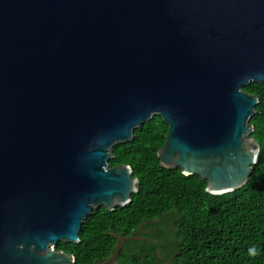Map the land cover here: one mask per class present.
Returning a JSON list of instances; mask_svg holds the SVG:
<instances>
[{
  "label": "water",
  "instance_id": "1",
  "mask_svg": "<svg viewBox=\"0 0 264 264\" xmlns=\"http://www.w3.org/2000/svg\"><path fill=\"white\" fill-rule=\"evenodd\" d=\"M253 81L264 0H0V264H76L57 244L131 202L138 178L109 161L155 115L163 166L212 194L242 187L260 151Z\"/></svg>",
  "mask_w": 264,
  "mask_h": 264
},
{
  "label": "trees",
  "instance_id": "2",
  "mask_svg": "<svg viewBox=\"0 0 264 264\" xmlns=\"http://www.w3.org/2000/svg\"><path fill=\"white\" fill-rule=\"evenodd\" d=\"M244 90L259 97L250 122L260 151L246 184L212 194L200 175L163 166L158 150L169 125L155 115L135 129L132 141L114 146L109 161L130 165L138 178L131 202L93 209L80 241H60L57 250L73 254L76 264H98L113 254L118 235H144L148 239L124 243L121 264H163L160 254L166 264H264V84L253 81ZM175 215L172 233L168 226Z\"/></svg>",
  "mask_w": 264,
  "mask_h": 264
},
{
  "label": "clouds",
  "instance_id": "3",
  "mask_svg": "<svg viewBox=\"0 0 264 264\" xmlns=\"http://www.w3.org/2000/svg\"><path fill=\"white\" fill-rule=\"evenodd\" d=\"M250 252H254V250L253 249H250Z\"/></svg>",
  "mask_w": 264,
  "mask_h": 264
},
{
  "label": "rangeland",
  "instance_id": "4",
  "mask_svg": "<svg viewBox=\"0 0 264 264\" xmlns=\"http://www.w3.org/2000/svg\"><path fill=\"white\" fill-rule=\"evenodd\" d=\"M176 221H177V220H175V227H176Z\"/></svg>",
  "mask_w": 264,
  "mask_h": 264
}]
</instances>
